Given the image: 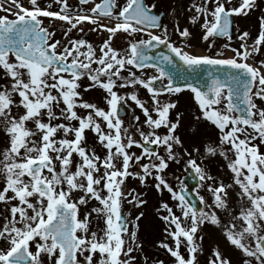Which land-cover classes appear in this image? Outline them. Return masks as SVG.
<instances>
[{
    "label": "snow or ice",
    "instance_id": "6c2138e0",
    "mask_svg": "<svg viewBox=\"0 0 264 264\" xmlns=\"http://www.w3.org/2000/svg\"><path fill=\"white\" fill-rule=\"evenodd\" d=\"M7 3L5 7L0 0V12L6 13L0 15V132L6 138L0 151V264H133L131 254L141 246L121 214L122 200L133 196L123 190L130 176L141 184L152 177L157 191L166 190L175 201L174 206L164 203L166 215L159 217L173 242L159 247L173 264H199L198 239L202 242L203 236L197 233L205 224L222 232L240 252L242 264H264V59L255 60L264 48V13L253 43L248 44L249 32H243L238 35L240 47H230L232 18L248 16L258 7L257 0H200L187 9L194 12L190 23L201 22L209 51L217 39L225 38L229 43L224 49L231 56L222 50L211 56L186 50L190 32L179 24L175 31L184 44L177 46L148 0H78L75 8L69 0L44 6L41 0H28L29 7L23 0ZM44 18L68 26L66 44L55 39ZM85 23L108 34L98 51L83 39H68L73 30L83 31ZM118 35L127 39L122 50L113 46ZM162 48L168 54H157ZM201 69L209 83L197 84L184 75ZM84 78L90 87L83 91L103 90L106 108L83 98ZM127 88L146 90L150 104L137 91H118ZM186 91L198 107L195 118L218 130L219 146L205 145L206 155L223 157L232 174L231 183L219 181L207 188L211 204L199 196L207 211L189 202L183 183L177 191L163 175L170 161L180 162L175 149L183 148L176 135L182 114L177 113L175 122L170 119L177 107L171 97ZM127 101L144 117L138 136L120 115ZM135 120L139 123L140 116ZM88 132L104 150L103 157L87 146ZM136 166L140 173L130 171ZM189 169L201 182L213 180L196 159L186 161ZM229 190H235L238 209L229 206ZM91 201L97 206L81 216V207ZM129 203L139 207L142 202L136 195ZM93 214L103 221L99 231L91 228ZM133 227L138 229V224ZM208 264L232 262L216 248Z\"/></svg>",
    "mask_w": 264,
    "mask_h": 264
},
{
    "label": "rangeland",
    "instance_id": "374dc122",
    "mask_svg": "<svg viewBox=\"0 0 264 264\" xmlns=\"http://www.w3.org/2000/svg\"><path fill=\"white\" fill-rule=\"evenodd\" d=\"M200 0H148V3H154L158 7L168 6L170 11L172 12V20L174 22V36L177 37L178 34L175 31L176 24H179L180 29L187 28L190 32L189 44H195L194 47L197 49L204 50L206 54L209 56L213 55L216 51L222 50L224 51L226 56H231L232 53L224 49V45L228 44L229 41L225 40H216L215 47L211 51H209L206 43H202L201 48L198 47V37L199 35H203L201 29V22H197L196 24L190 23V19L194 12H189L187 9L191 7L193 3H199ZM234 4H238L239 0H233ZM258 7L254 9L248 16H239L235 17V37L237 38V42H231L230 47L239 48L240 41L238 40V35L243 32H249L250 36L248 39V44L251 45L257 34L259 32V18L262 13H264V0H257ZM195 41V43H192ZM183 45V44H181ZM192 50V49H189ZM196 50V49H195ZM196 52V51H193ZM261 59H264V48L261 50V54L255 57L256 62L258 63ZM251 63V61H249ZM81 84V83H80ZM182 96H186L188 98L191 97V93L185 92ZM181 98H174L173 102L177 104V107L172 110V120L175 122V118L177 113L182 114L180 118V126L177 129L176 135H178L183 143V148L177 147L175 149V153L179 158V163L175 161L169 162L168 169L163 173L167 182L177 191H179L181 187L182 177L186 175L184 172V168L182 165V160H188L190 158L196 159L198 165L204 169L206 174H210L211 176H217V182L223 181L225 184H229L232 182V174L229 171L228 167L225 165H220V171L218 172L219 165L217 164V160L220 155L209 156L206 155L205 145L212 144L213 146H219L218 135L215 136L210 135L209 132L211 130V126L208 122L205 125V131L202 135L203 139L199 137L197 131L195 132L196 125L199 123L195 117L198 115L195 111H188L190 113V120L192 123L196 125L190 126V129L186 128L185 123L187 121V117L185 115V110L178 107L181 102ZM97 102L96 97H94L93 103ZM190 121V123H191ZM198 126V125H197ZM161 133L166 132V130H159ZM91 140V136L87 133V146L94 150V146L89 142ZM1 143V142H0ZM3 142L1 146H3ZM195 149H199V152H196ZM3 148L0 150L2 151ZM185 150L188 153H191V157L185 154ZM132 152H135L137 155L140 154V149H133ZM101 157L104 156V150L101 149L99 153H96ZM161 155H165L161 154ZM231 157V153H229ZM75 159V158H74ZM146 161H141V163H145ZM228 164V163H227ZM216 166L218 168H216ZM130 171L134 173H140L139 166L130 168ZM219 173V174H218ZM214 181V180H213ZM157 182L149 177L144 184L138 179H134L131 176L125 180L123 185V190L125 193L132 192L133 196H129L127 199L122 200L121 208H125L127 210L128 215V225L129 231L136 232V242L141 247L132 252L131 258L133 260V264H160L163 261V264H173V258L162 248L159 247L161 242H166L170 246L173 242L168 239L165 235V224L162 220H160L161 215H166V213L162 209V205L164 203H168L169 206H174L175 201H173L170 197V194L163 190L162 192L157 191L155 188V184ZM209 186H213L210 184L205 185V187H200L197 191L199 196H203L204 200L207 204L212 203V194L207 191ZM79 195V194H77ZM138 195L139 200L142 202L141 206L137 207L135 203H129V200L133 199L134 196ZM229 206L233 209H238V198L236 197L235 190H229ZM93 206H97L96 201H91L87 208L81 207V216L86 211H89ZM204 210H208L204 206ZM177 214H179V210L176 209ZM142 214V215H141ZM222 218L227 219L225 213H221L218 211L217 213ZM140 219L137 221V217ZM133 224H138V229L133 227ZM104 227L102 220H96L95 214H93V223L91 224L92 230L99 231ZM203 236V241L200 242L198 239V243L201 244L202 254H198L199 264H208L209 259L212 256V252L214 249L219 248L222 253L231 260L232 264H242V256L238 250L232 248L222 232L211 224H205L201 227L200 231L197 233V237ZM127 239V237H126ZM182 254L186 255V251L181 249Z\"/></svg>",
    "mask_w": 264,
    "mask_h": 264
},
{
    "label": "flooded vegetation",
    "instance_id": "af4514ba",
    "mask_svg": "<svg viewBox=\"0 0 264 264\" xmlns=\"http://www.w3.org/2000/svg\"><path fill=\"white\" fill-rule=\"evenodd\" d=\"M53 0H41V4L42 6L47 5L48 3H52ZM97 2H99V0H97ZM120 2L122 3L123 0H120ZM4 6L8 7V3L7 0H3ZM69 3L75 8V7H79L78 5V0H69ZM23 4L25 7H29L28 4V0H23ZM87 8H90L91 5L86 6ZM53 11H57L58 7L56 5H53L52 8ZM83 10V9H82ZM156 13H159L161 16V23L163 26H166L168 28L169 33L171 34V41L176 43L177 46H181L183 47L184 42L181 40V38L179 36L175 37L174 36V22L172 20V12L170 11L168 6L163 7H158L156 6L155 10ZM6 13L4 12H0V15H5ZM12 18V17H9ZM44 24L46 26H49V30L50 31H55L56 32V36L55 39H60L62 41V43H67L66 40H64V31L66 30V28L68 27L64 22L61 21H51L47 18H44ZM95 26L90 25V24H83L80 26V28L83 29V31H79V30H73L72 33H70L68 35V39H83L91 44H93L94 47L97 48V51L99 49V46L102 44V42L107 39L108 34L107 33H103V32H98V31H93V28ZM189 42V39L188 41ZM234 42H237V38H235ZM233 42V43H234ZM192 43H195V41H193ZM198 43V47L201 48V45L203 43L202 41V35H199L198 37V41L196 42ZM189 44V43H188ZM190 48L194 47L195 44H189ZM113 46L116 47L117 49H123L127 46V39L125 38V36L122 35H118V37L116 39L113 40ZM187 50V49H186ZM95 67V66H94ZM149 72V74H151L152 70H147ZM81 93L83 98L90 102L93 103L94 101V97H96L97 102L95 103L98 107L100 108H106L107 105L105 103V93L103 92V90L99 89V88H92L91 91H83L84 88H88L90 87V82L87 80V78H84L81 80ZM119 93L121 95H127V94H131L133 91H137L138 92V96L140 99L148 101L150 104V99L149 96L146 92V90L142 89V88H137V89H132V88H127V89H118ZM187 92V91H186ZM183 93H180L176 96H172L171 97V102H173L174 98H181V102L180 105H178L179 108H181L180 110L184 109L185 110V115L187 117V121L185 123V126L187 128L190 129L191 124L192 125H196L194 123H192V121L190 120V113L188 111H195L197 114H199L198 111V107L195 104L193 98H188L186 96H182ZM184 94L186 95V93L184 92ZM192 97V95H191ZM162 99H168L167 97H163ZM257 103H260L259 101H257ZM120 115L124 120V126L126 128H129L130 132L133 133V135H137L138 133L136 132V129L140 127V125L143 123L144 117L142 116L140 110L131 102V101H127L125 103H123L121 105L120 108ZM172 111L170 113V119L172 120ZM136 116H140V122L137 123L135 120ZM173 121V120H172ZM191 121V123H190ZM198 125V126H197ZM196 125V129H194V131L199 134V137L201 138V140L203 139L202 135L204 134L205 131V125L206 122L203 120H199V123ZM210 125V124H209ZM211 130L209 132L210 135H213L215 133V136L218 135V130L210 125ZM145 131H147V129H144ZM160 130H164V129H160ZM89 135L91 136V140L89 141L93 146H94V151L96 153H99L100 150L102 149V147L96 142V139L94 137V135L91 132H88ZM0 142H3V146H1L0 143V150L6 147V138L4 136L3 132H0ZM136 149V148H133ZM133 149H131L130 151H132ZM161 154H164L163 149L160 150ZM261 152L264 153V145L261 146ZM228 161H226L223 157L219 156L218 160H217V164L219 165V168L216 166V168H218V172L220 171V165H225L227 166ZM182 165L184 168V172L186 173L189 170H186V160H182ZM219 174V173H218ZM211 176L210 174H207ZM185 177V176H184ZM184 177H182L181 183H183ZM213 180L212 181H205V182H201L199 180V188L205 187V185L210 184L216 186L217 182V176L213 175Z\"/></svg>",
    "mask_w": 264,
    "mask_h": 264
},
{
    "label": "water",
    "instance_id": "95a60500",
    "mask_svg": "<svg viewBox=\"0 0 264 264\" xmlns=\"http://www.w3.org/2000/svg\"><path fill=\"white\" fill-rule=\"evenodd\" d=\"M232 20H233V18H232ZM232 39H233V30H232ZM160 51H164L165 54H168L166 48L157 49V54ZM176 63L178 65H180L181 70H183L182 63L180 61H178V60L176 61ZM219 71L221 73H223L224 71H228V70H226V69H220ZM184 75L188 77L189 81L194 82V83H197V84H206V83H209V81H207L205 79L207 77V71L204 70V69H201L196 74H191V73H188V72L184 71ZM178 83H181L182 84V81H178ZM182 86H183V84H182ZM184 182L186 184V188L188 189L187 197L189 199V202L190 203H193L194 202L196 204V206H197L198 209L203 208V206L199 203V198L197 197L196 192H195V190L198 187V180L195 177V175L192 172H189L188 173V177L185 179ZM122 217L126 221L125 214H122Z\"/></svg>",
    "mask_w": 264,
    "mask_h": 264
}]
</instances>
